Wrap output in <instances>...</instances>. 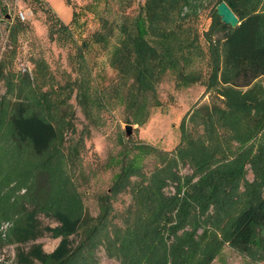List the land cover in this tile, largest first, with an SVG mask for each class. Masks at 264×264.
<instances>
[{
	"label": "trees",
	"instance_id": "1",
	"mask_svg": "<svg viewBox=\"0 0 264 264\" xmlns=\"http://www.w3.org/2000/svg\"><path fill=\"white\" fill-rule=\"evenodd\" d=\"M170 1L179 6L182 19H189L200 9L197 0ZM220 2L226 3L240 22L235 28L225 25L215 8L209 30L204 35L213 68L209 81L212 86L220 83V87L214 90L223 98V109L214 105L196 108L192 115L182 118L180 143L172 153L158 154L163 158L161 163L168 162L165 167L153 171L150 185L143 186L147 175L140 171L138 165L135 167L133 161L112 185L115 194L128 189L143 205L144 216L128 231H131L130 239L136 248L137 258L140 257L144 264H211L225 243L247 253L257 233L264 244V145L258 146L254 156L251 144L234 160L215 166L228 157L220 140L218 143L217 139L224 137L218 136L219 130L228 129L232 138L249 143L264 128V100L259 95H262L263 88L258 86V81L264 80V0H218L217 5ZM149 4L152 5L149 10L155 13L159 2L150 0ZM49 12L52 13L50 9ZM72 13L70 25L77 16L76 12ZM52 17H55L54 23L60 30L69 29L55 14L52 13ZM146 30L139 19L130 25H122L118 43L110 54V65L117 71L120 84L126 87L121 99L130 123L144 122L147 120L142 118L144 112L150 106H160L155 87L164 73L176 74L178 84L183 86L196 81L194 76L191 79L184 74L190 57H199L196 40L189 42L185 38L180 43L178 38L185 36V32L178 31L151 41ZM112 33L104 22L102 31L92 38L95 43H108L107 38ZM213 36L217 39L214 40ZM220 46L221 55L218 52ZM80 53L79 59L84 60ZM66 86L65 90L76 87V101L87 121L94 122L97 118L94 107L103 105L101 93L97 92L98 96L89 99L87 79H79ZM7 88L9 93L14 90L11 86ZM18 88L21 96L14 103L3 101L5 97L0 98V142L8 141L15 150L27 145L32 158L46 154L48 158L44 163H34L27 169H13L17 174H12L17 178L16 184L25 185L27 191L19 199L12 194L0 198V222H8V228L4 234L0 233V239L16 246L14 264H92L82 255L83 244L73 248L70 238L83 235L84 241L90 243L94 237L100 236L99 224L105 221L106 211L98 225H90L93 219L84 214L71 177L61 169L64 132L73 130L68 113H59L60 105L51 102L43 105V101L37 100L38 106H34L24 88ZM189 123L203 126V134L196 136L190 132ZM68 150L67 161L77 155V145ZM180 162L189 164L191 169L194 166V170L203 172V176L193 185V175L180 177L175 171ZM246 162L255 170L258 181L247 185L239 194V168ZM10 175H5L4 182ZM131 176L137 181L131 183ZM166 180L176 184V193L167 198L163 193ZM3 186L0 184V189ZM14 189L15 186L11 191ZM39 214L54 219L57 225L41 228L37 219ZM198 228L202 229L200 234H197ZM43 233L60 238L51 253L43 252L39 244L31 245L28 251L20 248L34 243Z\"/></svg>",
	"mask_w": 264,
	"mask_h": 264
},
{
	"label": "rangeland",
	"instance_id": "2",
	"mask_svg": "<svg viewBox=\"0 0 264 264\" xmlns=\"http://www.w3.org/2000/svg\"><path fill=\"white\" fill-rule=\"evenodd\" d=\"M157 1L159 4L154 13L149 10V6H152L150 0H0V98L5 97L3 101L14 103L19 100L18 87L21 86L34 106H38L37 100L43 101V105L51 102L60 105L59 113H68L73 130L64 132V146L61 148L64 162L61 169L71 177L72 187L81 199L84 214L93 219L90 225L100 222L106 211L105 221L99 224L102 232L100 236L94 237L90 243L84 241L83 235L70 238L73 248L83 244L82 255L90 259L92 264H144L140 257L137 258L136 248L130 239L131 231H128L144 216L143 205L136 194L128 189L115 194L112 185L132 161L135 167L138 165L140 171L147 175L143 186L150 185L153 171L165 167L168 162L161 163L163 158L158 154L172 153L180 143L179 124L182 118L187 114L192 115L196 108L214 105L223 109L224 106L223 98L214 90L220 87V83L212 86L209 81L213 68L210 66L208 43L204 38L218 0H197L200 9L189 19H182L181 9L170 0ZM48 8L63 24L68 25L67 31L58 28ZM73 11L77 14L76 21L70 25ZM17 12L27 14V19L19 20ZM136 19L143 22L147 38L151 41L158 40L162 35L184 31L185 36L180 35L178 42L188 38L189 42L196 40L199 46V57L192 55L184 70L186 76L191 79L194 76L196 81L183 86L178 84L176 74L164 73L155 87L160 106H150L144 112L147 117L144 114L142 116L147 120L142 123L128 122L130 117L125 113L121 99L126 87L120 84L117 71L110 65V54L118 43L122 25H130ZM104 22H107L113 33L107 38L108 43H95L92 36L102 31ZM213 39L217 37L213 36ZM221 49L220 46V55ZM79 52H82L80 55L84 56V60L79 59ZM79 79H87L89 99L98 96L97 92L103 96L102 107L93 109L97 117L94 122L87 121L76 101V87L73 90L64 88ZM7 86L14 90L9 93ZM258 86L263 88V97L259 95L264 100V80H259ZM127 125L132 128L129 138ZM187 127L196 136L204 132V127L200 125L189 123ZM231 133L225 128L218 132L219 137L224 135L217 140L218 143L220 140L228 157L217 163L216 167L234 160L251 144L252 156L256 155L259 145H264V128L249 143L241 138L235 140ZM75 144L78 153L67 161L68 148ZM31 156L30 146L22 145L15 150V146L8 141L0 142V184H4L0 189V198L12 194L19 199L26 193L25 185L16 184L17 178L12 176L17 175L14 170L18 167L27 169L34 163H44L48 158L47 154L40 158ZM194 168L180 162L175 171L180 177L193 175L194 185L203 176V172H196ZM239 169L241 173L237 192L240 194L247 185L258 180L248 162ZM9 173L11 177L5 183V175ZM129 180L133 183L137 178L131 176ZM14 186V191H11ZM175 187V182L166 180L164 197L173 196ZM37 219L41 228L57 225L54 219L42 214ZM7 228V221L0 222L1 234ZM201 232L202 229L198 228L197 234ZM59 242L60 238L43 233L34 243L20 248L28 251L31 245L39 244L43 252L49 254ZM15 248V245L0 239V264H14ZM211 264H264L261 235L256 234L247 253H241L225 243Z\"/></svg>",
	"mask_w": 264,
	"mask_h": 264
},
{
	"label": "water",
	"instance_id": "3",
	"mask_svg": "<svg viewBox=\"0 0 264 264\" xmlns=\"http://www.w3.org/2000/svg\"><path fill=\"white\" fill-rule=\"evenodd\" d=\"M216 14L221 22L231 28H235L240 23L236 15L224 2H220L219 5L216 6ZM126 133L129 138L132 133V128L130 126H126Z\"/></svg>",
	"mask_w": 264,
	"mask_h": 264
},
{
	"label": "built area",
	"instance_id": "4",
	"mask_svg": "<svg viewBox=\"0 0 264 264\" xmlns=\"http://www.w3.org/2000/svg\"><path fill=\"white\" fill-rule=\"evenodd\" d=\"M18 14V19L21 21H25L27 19V14L23 13V12H17Z\"/></svg>",
	"mask_w": 264,
	"mask_h": 264
}]
</instances>
